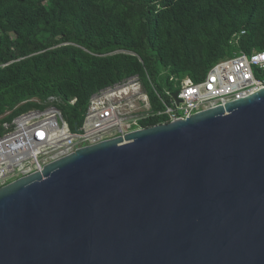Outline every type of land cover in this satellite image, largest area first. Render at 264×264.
Here are the masks:
<instances>
[{
    "label": "water",
    "instance_id": "95a60500",
    "mask_svg": "<svg viewBox=\"0 0 264 264\" xmlns=\"http://www.w3.org/2000/svg\"><path fill=\"white\" fill-rule=\"evenodd\" d=\"M0 264H264V87L0 186Z\"/></svg>",
    "mask_w": 264,
    "mask_h": 264
},
{
    "label": "trees",
    "instance_id": "16d2710c",
    "mask_svg": "<svg viewBox=\"0 0 264 264\" xmlns=\"http://www.w3.org/2000/svg\"><path fill=\"white\" fill-rule=\"evenodd\" d=\"M252 49H264V0H0V124L56 96L73 127L93 92L124 77L199 81Z\"/></svg>",
    "mask_w": 264,
    "mask_h": 264
},
{
    "label": "built area",
    "instance_id": "2783aa9c",
    "mask_svg": "<svg viewBox=\"0 0 264 264\" xmlns=\"http://www.w3.org/2000/svg\"><path fill=\"white\" fill-rule=\"evenodd\" d=\"M243 34L244 30L232 33L229 44L238 46ZM145 75H129L93 92L81 122L73 127L56 96H49L44 108L28 109L2 122L0 186L40 170L47 162L77 148L143 128L141 122L147 119L167 123L257 92L264 87V49L249 53L234 50L215 62L199 81L168 73L156 84ZM175 92L178 103L172 96ZM75 101L71 98L68 103L73 105Z\"/></svg>",
    "mask_w": 264,
    "mask_h": 264
},
{
    "label": "rangeland",
    "instance_id": "374dc122",
    "mask_svg": "<svg viewBox=\"0 0 264 264\" xmlns=\"http://www.w3.org/2000/svg\"><path fill=\"white\" fill-rule=\"evenodd\" d=\"M11 36L14 37V35L12 33H11ZM167 74H168L167 71H165L164 73L162 71H159L157 77L154 80V83L157 84V82L162 81L167 76ZM143 81L146 84V80L144 79ZM13 177H15V176H13Z\"/></svg>",
    "mask_w": 264,
    "mask_h": 264
}]
</instances>
